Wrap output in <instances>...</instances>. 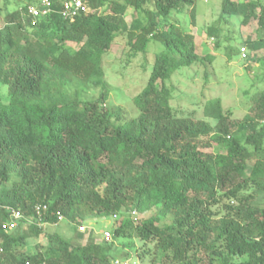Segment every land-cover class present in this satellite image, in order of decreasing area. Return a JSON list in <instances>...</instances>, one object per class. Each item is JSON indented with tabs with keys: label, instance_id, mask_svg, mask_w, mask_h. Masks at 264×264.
<instances>
[{
	"label": "trees",
	"instance_id": "obj_1",
	"mask_svg": "<svg viewBox=\"0 0 264 264\" xmlns=\"http://www.w3.org/2000/svg\"><path fill=\"white\" fill-rule=\"evenodd\" d=\"M28 1L11 13L0 5V264H111L114 245L104 238L74 245L53 234L47 251L22 252L29 236L19 225L31 224L30 237L43 233L39 206L47 207L44 224L58 223L60 214L77 229L125 208L156 209L113 230L114 238L155 241L151 264H264V90L239 122L221 98L203 105L202 119L171 106L173 75L204 59L192 34L169 17L187 7L194 17L196 0H86L89 12L70 21L58 14L61 0L42 20L28 12L39 0ZM232 16L256 25L244 43L253 56L264 53V2L221 0L220 20ZM120 38L125 66L152 41L160 45L131 119L106 107L103 59ZM236 54L230 48L229 58ZM256 61L264 66V54ZM92 88L99 97L85 99ZM13 212L21 218L8 234Z\"/></svg>",
	"mask_w": 264,
	"mask_h": 264
},
{
	"label": "rangeland",
	"instance_id": "obj_2",
	"mask_svg": "<svg viewBox=\"0 0 264 264\" xmlns=\"http://www.w3.org/2000/svg\"><path fill=\"white\" fill-rule=\"evenodd\" d=\"M247 1L240 0L241 3ZM28 3V0H0V5L9 13L20 11ZM149 9H152V6ZM220 12L221 0H196L194 17L190 7L180 12L174 11L169 17V23L175 24L183 32L192 34L197 53L204 59L190 68L176 72L171 79L170 86L174 89L171 106L179 116L202 119L203 105L210 99L221 98L224 111L232 120L239 122L253 107L252 97L264 90V66L256 61L264 53L260 52L253 56L244 43L248 37L255 36L256 25H242L241 16L220 20ZM6 14L7 12H4L3 16ZM136 16L140 22H146L143 13H137ZM125 19L128 25H131L134 17L130 10L126 11ZM212 26L219 29L217 35L210 36L208 30ZM27 28L32 31L30 27ZM243 47L247 49L245 59L238 54V50L241 52ZM159 48L160 45L152 41L147 53L140 54L130 65L125 66L123 65L125 60L123 54L126 52L124 39L117 40L116 45L103 59L109 90L106 107L110 111L120 113L126 119L138 116L132 99L145 88L154 61V53ZM230 48L237 52L231 59L228 56ZM210 54L213 59L206 60L205 56ZM145 60H148L147 64H144ZM99 94V88H92L89 94L84 95V98L96 99ZM8 188H10L9 185L5 186V189ZM155 213L156 209L144 214H134L130 213V209L125 208L116 216L86 220L83 222L82 230L67 221L59 225L41 223L39 227L43 233L37 238L30 237L28 230L31 224L24 223L19 225V228L29 237L26 239L27 249L20 250L22 252L27 250L31 255L45 252L49 246H54L56 235L53 234L71 241L74 245L82 244L83 239L88 237L104 244L103 236L109 233L112 237L109 243L112 242L114 245L110 253L111 264H151L153 254L156 252L155 241L148 243L137 237L114 238L113 230L128 220L139 224L155 216ZM171 222V217L162 220L163 224ZM5 231L8 234L12 233V230L7 228ZM1 248L0 246V253H2Z\"/></svg>",
	"mask_w": 264,
	"mask_h": 264
},
{
	"label": "built area",
	"instance_id": "obj_3",
	"mask_svg": "<svg viewBox=\"0 0 264 264\" xmlns=\"http://www.w3.org/2000/svg\"><path fill=\"white\" fill-rule=\"evenodd\" d=\"M53 0H39L38 6H32L29 8V15L38 20L46 19L53 12ZM89 12V7L87 5L86 0H61V8L59 10V15L64 21H70L83 13ZM241 58H246L247 50L245 47L240 50ZM47 212L46 206H39L36 208V213L38 215L40 225L42 222L43 215ZM21 218V214L19 212L12 213V222L7 225V229L13 230L17 224L16 221ZM58 222L63 221V217L60 214H57ZM81 230L83 227L80 228ZM112 239L109 233L104 234L105 242H110Z\"/></svg>",
	"mask_w": 264,
	"mask_h": 264
},
{
	"label": "clouds",
	"instance_id": "obj_4",
	"mask_svg": "<svg viewBox=\"0 0 264 264\" xmlns=\"http://www.w3.org/2000/svg\"><path fill=\"white\" fill-rule=\"evenodd\" d=\"M60 223H62V221H61ZM60 223L58 222V223H56V224H54V225H59ZM79 229H80V228H79ZM103 238H104V236H103Z\"/></svg>",
	"mask_w": 264,
	"mask_h": 264
},
{
	"label": "bare ground",
	"instance_id": "obj_5",
	"mask_svg": "<svg viewBox=\"0 0 264 264\" xmlns=\"http://www.w3.org/2000/svg\"><path fill=\"white\" fill-rule=\"evenodd\" d=\"M54 15V14H53Z\"/></svg>",
	"mask_w": 264,
	"mask_h": 264
}]
</instances>
